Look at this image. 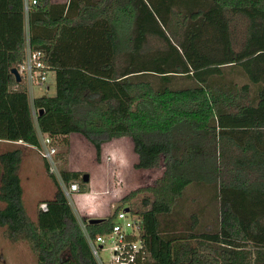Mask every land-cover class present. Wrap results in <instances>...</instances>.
Instances as JSON below:
<instances>
[{"label":"trees","instance_id":"trees-1","mask_svg":"<svg viewBox=\"0 0 264 264\" xmlns=\"http://www.w3.org/2000/svg\"><path fill=\"white\" fill-rule=\"evenodd\" d=\"M80 1L74 17V0H38L27 19L24 0H0V141L39 147L40 133L65 144L81 133L100 157L106 141L130 137L136 167L163 162V174L102 222L83 218L91 236L128 206L143 219L147 264H264V0ZM237 17L246 21L241 42ZM27 20L31 47L56 71V94L33 100L12 72L26 57ZM22 155L20 146L0 154V226L40 264H99L55 174L48 209L30 216ZM60 174L67 184L81 176ZM192 185L216 190L218 230L198 229L197 214L182 231L170 222Z\"/></svg>","mask_w":264,"mask_h":264},{"label":"rangeland","instance_id":"rangeland-1","mask_svg":"<svg viewBox=\"0 0 264 264\" xmlns=\"http://www.w3.org/2000/svg\"><path fill=\"white\" fill-rule=\"evenodd\" d=\"M232 27L236 42H241L246 34L245 19L237 17ZM236 75L235 73L227 74L229 77ZM236 79L240 81L241 77L238 75ZM185 84H191V81L183 83L181 80L177 86ZM56 92L54 84L50 90L47 89V81L40 85H34L32 89L29 88L31 99L43 94L55 95ZM34 114L36 119V113ZM68 141V144H65L63 137L56 140L58 151L54 158L53 173L61 181L62 187L65 183L59 179L60 169L81 173L80 179L72 182L79 183L80 189L84 188L86 191L81 192L79 189L67 196L82 223V227L84 225L83 218L90 219L98 215L102 218L110 216L122 204L120 200L123 196L134 189L153 185L163 174V162L156 167H136L139 156L134 150V144L130 137H118L106 141L103 144V152L100 157L97 156L92 142L81 133L68 136ZM17 146L19 145L16 143L0 141V154ZM46 162L47 160L40 152H33L30 155L25 153L24 163H22L21 174L25 187V205L33 219L37 218L41 202L54 197L57 190V186L47 170ZM31 170H33L32 175L29 174ZM1 171L0 165V181ZM85 173L90 176L89 182L83 181ZM30 176L33 177L34 186H30L32 184ZM215 193L216 190L210 186H188L170 217V222L182 231L187 226H191L194 222L193 217L197 214L198 229L218 230L221 214L220 203L214 197ZM4 205L5 203L0 201V207ZM0 264L40 263L27 241L11 240L8 237L7 226H0Z\"/></svg>","mask_w":264,"mask_h":264},{"label":"built area","instance_id":"built-area-1","mask_svg":"<svg viewBox=\"0 0 264 264\" xmlns=\"http://www.w3.org/2000/svg\"><path fill=\"white\" fill-rule=\"evenodd\" d=\"M37 3L38 0H24L27 19ZM44 57L45 53L42 50L33 49L28 42L26 57L17 68L22 80L31 89L34 85H40L47 81L50 69L45 64ZM34 113H36L35 110ZM36 148L49 163V172L53 173L54 158L58 151L56 143L49 135L40 133V146ZM59 176V179L62 180L61 174ZM63 189L70 196L72 192L78 191L80 186L77 182H70L65 183ZM40 208L47 210V202H42ZM83 229L99 264H147L146 249L142 240L143 219L139 213L131 209L126 210V207L119 209L114 215L111 230L104 234L91 236L85 224ZM107 254L108 256H106Z\"/></svg>","mask_w":264,"mask_h":264},{"label":"crops","instance_id":"crops-1","mask_svg":"<svg viewBox=\"0 0 264 264\" xmlns=\"http://www.w3.org/2000/svg\"><path fill=\"white\" fill-rule=\"evenodd\" d=\"M51 2L52 3H55V4H63V3H66L67 4V6H69L70 4H71V0H51ZM83 3H82V1H80V0H74V6H72V8H71V10H70V13H71V15L72 16H74V17H76L78 14H79V5H82ZM26 33H27V45H28V42H29V40H30V30H29V24H28V20H27V24H26ZM47 76L49 77H47V89L48 90H50V88H51V86H53V84L55 85V87H56V71L55 70H53V69H50L49 71H48V74H47ZM29 87V86H28ZM56 91H57V88H56ZM44 95V94H43ZM35 98V97H34ZM33 98V99H34ZM32 99V100H33ZM72 134H74V133H71L70 135H68L69 137L72 135ZM124 137H127V136H124ZM5 142H8V143H16V144H18L21 148H22V150H23V155H22V161H21V165H20V168H19V174H20V176H21V179H22V174H21V170H22V163H24V157H25V153H27V154H31V153H33V152H38L39 153V150L35 147V146H33V145H29V144H27V143H24V142H22V141H18V142H9V141H5ZM29 164H31V163H29ZM32 169V168H31ZM32 171L33 170H31L30 171V175H32L31 173H32ZM30 183H32V184H30V186H34L33 184H34V180L32 179L33 177H31L30 176ZM22 185H23V188H24V195H23V197H24V202H25V197H26V195H25V187H24V183H23V179H22ZM82 209H84V207H82ZM97 217H100V218H102V216H100V215H98ZM104 217V216H103Z\"/></svg>","mask_w":264,"mask_h":264},{"label":"water","instance_id":"water-1","mask_svg":"<svg viewBox=\"0 0 264 264\" xmlns=\"http://www.w3.org/2000/svg\"><path fill=\"white\" fill-rule=\"evenodd\" d=\"M12 72L14 73V75H15V77H16V80H17L18 82H21V81H22V77H21V75H20V73H19L18 68H17V67H14V68L12 69ZM41 111H42V110H41ZM83 181H85V182H89V181H90V176H89L88 173H85V174L83 175ZM129 209H130L129 207H126V210H129ZM103 220H104V218H100V217H92V218L89 219V223L96 224V223H100V222H102Z\"/></svg>","mask_w":264,"mask_h":264}]
</instances>
